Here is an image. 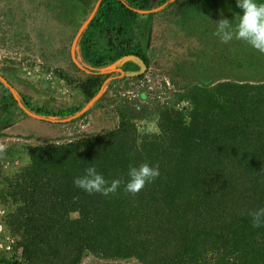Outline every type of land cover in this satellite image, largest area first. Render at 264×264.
Wrapping results in <instances>:
<instances>
[{
  "label": "trees",
  "instance_id": "16d2710c",
  "mask_svg": "<svg viewBox=\"0 0 264 264\" xmlns=\"http://www.w3.org/2000/svg\"><path fill=\"white\" fill-rule=\"evenodd\" d=\"M168 1L100 0L76 50L94 73L78 84L88 100L110 76L95 74L100 69L138 72L137 60L124 61L131 55L150 67L155 4H165L164 11L174 9L178 18L195 11L204 21L209 14L216 19L218 12L234 19L240 11L236 0ZM209 31L206 26L204 32ZM234 45L244 62H261L246 43ZM256 73L260 82L212 85L217 76L178 67L169 74L170 84L179 92L176 101L186 100L188 108L162 109L158 133L141 135L120 111L117 128L66 143L46 139L24 147L28 162L4 176L7 189L0 196L8 210L7 230L16 237L14 249L23 248V259L0 256V263L24 264L25 258L28 264H81L91 252L102 259L134 257L143 264H264V227H254L249 215L264 207V62ZM11 88L0 78V136L17 111L65 118L83 107L36 108ZM11 151L9 164L18 159ZM142 162L158 165L160 176L135 195L124 191L123 184L105 196L73 183L92 164L109 181H123L129 166Z\"/></svg>",
  "mask_w": 264,
  "mask_h": 264
},
{
  "label": "rangeland",
  "instance_id": "374dc122",
  "mask_svg": "<svg viewBox=\"0 0 264 264\" xmlns=\"http://www.w3.org/2000/svg\"><path fill=\"white\" fill-rule=\"evenodd\" d=\"M97 2L0 0V76L19 97L27 96L33 107L57 110L83 106L75 116L65 118L41 119L34 111L27 116L17 111L15 120L5 126L4 135L0 136V196L7 189L4 176L27 164L26 146L42 145L46 139L50 143H66L85 134L117 128L120 111L130 116L141 135L158 133L162 109L188 108L186 100L176 101L179 92L170 84L169 74L178 67L180 72L184 67L190 74L217 76L212 85L223 80L260 82L256 69L264 62V53L253 49L262 63L255 58L250 59L252 63L244 62L234 50L237 40L222 44L213 35L216 27L213 21L221 19V12L216 19L209 14L207 21L201 16L195 17V11L178 18L174 9L164 11L165 5L155 4L157 14L148 51L150 67L144 76L140 79L127 72L118 73L119 68L106 66L95 73L110 75L103 83L104 89L96 99L88 100L78 84L94 73L77 57L75 39ZM206 26L210 28L209 33L204 32ZM8 146L16 147L11 148L18 158L11 164L5 162L3 155ZM10 208L16 209L15 206ZM53 244L60 246V241L55 240ZM17 257L22 260L23 254L21 256L19 251ZM23 262L28 264L29 260L24 258ZM45 264H50V260ZM81 264L143 263L134 257L102 259L86 252Z\"/></svg>",
  "mask_w": 264,
  "mask_h": 264
},
{
  "label": "clouds",
  "instance_id": "9594fccd",
  "mask_svg": "<svg viewBox=\"0 0 264 264\" xmlns=\"http://www.w3.org/2000/svg\"><path fill=\"white\" fill-rule=\"evenodd\" d=\"M236 7L240 11L235 14L234 19L223 18V13H221L222 18L219 21H213L216 26L213 35L222 44H229L233 40L242 41L258 52L264 53V0H236ZM31 111L33 110H29L30 114H32ZM35 114L37 113L35 112ZM38 116L41 119H48L45 116ZM159 176L160 169L158 165L142 162L139 165L129 166L125 180L113 179L109 181L92 164L84 170L82 175L77 176L73 183L75 187L84 192L89 194L99 193L105 196L116 193L123 184L124 191L135 195ZM249 215L254 227H264V207L250 211Z\"/></svg>",
  "mask_w": 264,
  "mask_h": 264
},
{
  "label": "built area",
  "instance_id": "2783aa9c",
  "mask_svg": "<svg viewBox=\"0 0 264 264\" xmlns=\"http://www.w3.org/2000/svg\"><path fill=\"white\" fill-rule=\"evenodd\" d=\"M8 213L6 206L0 203V256L17 257V253L20 251L22 256V247L14 249V243L16 239L8 233L5 225V217Z\"/></svg>",
  "mask_w": 264,
  "mask_h": 264
},
{
  "label": "water",
  "instance_id": "95a60500",
  "mask_svg": "<svg viewBox=\"0 0 264 264\" xmlns=\"http://www.w3.org/2000/svg\"><path fill=\"white\" fill-rule=\"evenodd\" d=\"M172 1H174V0H169L167 3H170V2H172ZM167 3H166V4H167ZM99 4H100V0L97 2V5H96V7H95L93 13H92V14L90 15V17L87 19V21L85 22V25H84V26L82 27V29L79 31V33H78V35H77V37H76V39H75V45L77 44L78 39H79L81 33L83 32V30L86 28V26L88 25V23H89V22L91 21V19L93 18L95 12L97 11V8H98ZM164 5H165V4H164ZM153 11H154V9H153ZM130 59H135V60H137V61L140 63V65H141V69H140V71H138V72H132L130 75H141V74H143V73L146 71V69L148 68V66H147V64L145 63V61H144L142 58H140V57H138V56H135V55H131V56H127V57H125V60H124V61L130 60ZM113 68H115V67H113ZM116 69H118V68H116ZM119 69H120L121 72H124L121 68H119ZM0 78H1L4 82L8 83L7 80H5L2 76H0ZM8 84H9V83H8ZM10 86H11V85H10ZM11 87H12V86H11ZM104 87H105V86H103L102 89H104ZM11 89H12V91H13L17 96H19L18 93H16V91H14L13 87H12ZM101 91H102V90H101ZM101 91H100V92H101ZM100 92H99V93H100ZM99 93H98V94H99ZM97 96H98V95H97ZM97 96L94 97V99H96ZM0 264H1V263H0Z\"/></svg>",
  "mask_w": 264,
  "mask_h": 264
},
{
  "label": "crops",
  "instance_id": "0c3cea01",
  "mask_svg": "<svg viewBox=\"0 0 264 264\" xmlns=\"http://www.w3.org/2000/svg\"><path fill=\"white\" fill-rule=\"evenodd\" d=\"M11 147H14V148H16L15 146H8L6 149H5V151L3 152V155H5L4 157H5V162H8L7 160V153H8V151L10 150L11 151ZM13 152L11 151V154H12Z\"/></svg>",
  "mask_w": 264,
  "mask_h": 264
}]
</instances>
